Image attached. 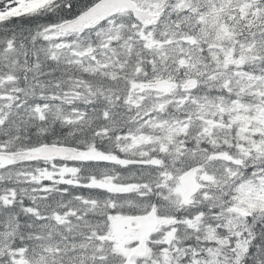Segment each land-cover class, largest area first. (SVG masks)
Listing matches in <instances>:
<instances>
[{
  "label": "snow or ice",
  "instance_id": "obj_1",
  "mask_svg": "<svg viewBox=\"0 0 264 264\" xmlns=\"http://www.w3.org/2000/svg\"><path fill=\"white\" fill-rule=\"evenodd\" d=\"M0 264H264V0H0Z\"/></svg>",
  "mask_w": 264,
  "mask_h": 264
}]
</instances>
